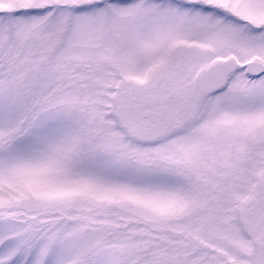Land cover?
Returning a JSON list of instances; mask_svg holds the SVG:
<instances>
[{
  "label": "snow or ice",
  "instance_id": "1",
  "mask_svg": "<svg viewBox=\"0 0 264 264\" xmlns=\"http://www.w3.org/2000/svg\"><path fill=\"white\" fill-rule=\"evenodd\" d=\"M0 264H264V0H0Z\"/></svg>",
  "mask_w": 264,
  "mask_h": 264
}]
</instances>
